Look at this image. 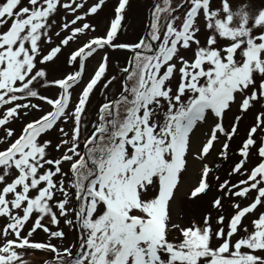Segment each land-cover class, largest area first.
I'll return each mask as SVG.
<instances>
[{
	"label": "snow or ice",
	"instance_id": "obj_1",
	"mask_svg": "<svg viewBox=\"0 0 264 264\" xmlns=\"http://www.w3.org/2000/svg\"><path fill=\"white\" fill-rule=\"evenodd\" d=\"M162 3L150 6L142 35L118 42L128 4L118 0L104 34L80 45V35L97 31L87 18L106 0H0V264H21L25 248L54 254L45 264H264V8L252 15L228 0L216 10L210 0ZM185 6L177 28L181 17L171 13ZM200 15L210 33L204 46ZM73 41L78 46L65 59L71 71L50 77L49 64ZM116 53L124 60L110 75ZM97 88L103 100L93 120ZM237 95L240 113L261 110L227 178L202 163L188 198L207 195L211 178L221 195L200 223L181 226L171 204L192 134L211 120L195 158L203 162L220 143L227 161L241 115L230 130L223 118ZM61 221L77 235L70 246ZM37 230L48 243L31 240Z\"/></svg>",
	"mask_w": 264,
	"mask_h": 264
},
{
	"label": "rangeland",
	"instance_id": "obj_2",
	"mask_svg": "<svg viewBox=\"0 0 264 264\" xmlns=\"http://www.w3.org/2000/svg\"><path fill=\"white\" fill-rule=\"evenodd\" d=\"M118 0H106L105 6H102V11H99L98 14L87 18L88 22L93 24L97 31L94 33H87L86 35H80L78 37L79 44L82 45L83 43L87 42L92 36L103 35L107 25L110 23V17L113 15L114 6L117 4ZM156 0H128V4L126 6V11L124 14V21H123V29L119 34L118 42H132L137 39L143 32L146 30L144 28L145 24V17L151 5H153ZM91 3V0H90ZM180 3V0H170V6L172 8H176L177 5ZM230 7L233 10L237 9L238 5L245 6V10L250 14L254 15L260 8H264V0H228ZM211 8L213 10L220 9L222 0H210ZM161 6L163 7V3L161 0ZM184 8H178L177 11L172 12L171 15L179 16L181 19L175 21L177 28H179L182 24V19L185 14L186 10ZM165 13H161L163 16ZM56 19L59 21L60 17L57 16ZM68 19H72L71 16ZM239 23V19L236 18L232 22V26H236ZM251 24V21L249 22ZM197 24L200 27V32L197 33V38L200 39L201 45H206V37L210 34L207 30L205 24V19L202 15L197 18ZM58 30L56 28L53 29V33ZM254 34H258L257 29H253ZM70 34V33H68ZM62 35H64L62 33ZM58 39L53 34V42H58ZM223 43V41H221ZM78 46L76 41L70 42V46H65L62 50V53L59 54V58L55 61V63H50L48 66V71L51 76L59 75L61 73H66L71 71V69L65 64V59L67 55L70 54L72 50H74ZM182 54L186 56V58L191 59L193 53L191 51L182 50ZM100 59L99 56H95L94 58H89L86 61V68L85 74L83 77L84 81H87L90 75L93 73L94 68L97 66V62ZM124 56L122 53L114 54L109 63V74H114L117 72V64L123 63ZM257 75V79H259V74ZM119 84H116L112 91H117L119 89ZM79 91L77 88L74 92L73 99L75 100L76 95L75 93ZM103 97L99 94V88H97L92 95L91 104L89 105V118L95 119L94 116L91 115L94 106L101 102ZM241 97L237 95L236 101L231 105L230 110H227L224 118H223V126L225 129H230V125L235 123V117L237 115H241V120L238 123V134L234 137V143L236 141H240L243 136L246 137L247 130L254 124L255 116L261 110L260 106L257 104L256 106L252 107L246 113H240L239 111V103ZM211 120L206 123L202 124L199 128L194 130V133L191 137V147L190 151L187 154V171L182 173L178 187L175 189L174 192V200L171 204V215L172 220L176 223H179L181 226H190L193 222L200 223L201 218L204 214H206L207 209L209 207V202L221 193L217 189V181L214 178L210 179V183L212 184V188L208 191L207 195H202L200 198H193L189 199V195L191 190L197 186V182L200 178V172L202 168V163H207L209 167L213 168L217 175H219L220 180L223 181L227 178V172L231 165H233L236 161H238L239 157L234 154V148H230L229 150L231 153H228L229 160L223 161L218 153L221 148V144L217 143L215 148L211 150V154L207 156L206 160L203 162L197 160L195 157L198 154L199 148L201 146V142L205 139L203 133L208 131ZM14 128H18L19 124L12 125ZM90 127V126H89ZM48 138L53 140V143L57 141V134L55 132L49 134ZM83 138V136H82ZM226 139L225 137L221 136L220 140L223 141ZM220 164V167L217 169L216 165ZM251 167V163L249 164ZM233 182L238 180V177H232ZM229 205L227 201H225V216L226 218L229 216ZM213 217L216 216L215 211L212 213ZM246 224L249 223V220L245 221ZM0 223H3V220L0 219ZM61 228L65 231L67 235V239L64 241L65 246H70L73 244L76 239L77 235L69 231L68 228L64 227L63 222L61 221ZM213 227L215 228V221L213 220ZM178 234L173 232L169 235V240H174ZM33 242H42L48 243L47 234L43 233L42 230H37L34 233L33 237L31 238ZM51 243L59 245L58 240H52ZM21 252V264H45L46 261H49L53 258V255L49 250H34L30 248H25L18 250ZM75 251V249H74Z\"/></svg>",
	"mask_w": 264,
	"mask_h": 264
}]
</instances>
